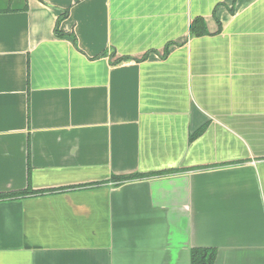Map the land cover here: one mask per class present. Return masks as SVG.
<instances>
[{
  "label": "crops",
  "instance_id": "1",
  "mask_svg": "<svg viewBox=\"0 0 264 264\" xmlns=\"http://www.w3.org/2000/svg\"><path fill=\"white\" fill-rule=\"evenodd\" d=\"M0 2V264H264V0Z\"/></svg>",
  "mask_w": 264,
  "mask_h": 264
},
{
  "label": "trees",
  "instance_id": "2",
  "mask_svg": "<svg viewBox=\"0 0 264 264\" xmlns=\"http://www.w3.org/2000/svg\"><path fill=\"white\" fill-rule=\"evenodd\" d=\"M24 8H26V6H24ZM56 32L59 33L58 26L56 27ZM190 32L193 35H201V34L206 33L204 22L201 18H196L192 21L191 26H190ZM140 176L141 175L139 174L130 175L127 177H123L121 180L137 178ZM1 197H5V195H0V198ZM191 260H192V264H212L214 260V252L208 249H194L192 251Z\"/></svg>",
  "mask_w": 264,
  "mask_h": 264
},
{
  "label": "rangeland",
  "instance_id": "3",
  "mask_svg": "<svg viewBox=\"0 0 264 264\" xmlns=\"http://www.w3.org/2000/svg\"><path fill=\"white\" fill-rule=\"evenodd\" d=\"M5 4H6V3H4V2H0V6H4ZM11 4L14 5L15 3L12 2Z\"/></svg>",
  "mask_w": 264,
  "mask_h": 264
}]
</instances>
